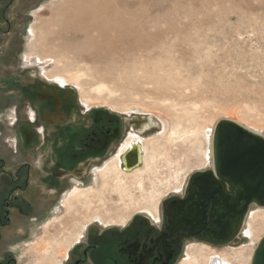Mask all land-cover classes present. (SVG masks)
<instances>
[{
	"label": "rangeland",
	"instance_id": "rangeland-1",
	"mask_svg": "<svg viewBox=\"0 0 264 264\" xmlns=\"http://www.w3.org/2000/svg\"><path fill=\"white\" fill-rule=\"evenodd\" d=\"M67 1L0 0V203L10 186L8 175L13 167L28 161L51 166L47 159L51 161V153L61 141L60 137L54 139L53 128L46 124L47 112L54 114L52 98L62 96L63 102H69L64 109L66 125L74 126L76 119L93 115L114 117L121 122L122 134L112 155L92 168L85 186L76 188V179H70L69 187L38 226L28 228L20 221L18 230L16 225L3 229L0 254L10 250L16 264H38L49 256L55 260L52 264L66 263L88 222L83 217L71 219L81 210L73 203L76 199L69 206L67 201L74 190L101 189L108 179L102 177L103 171L119 161L116 157L132 140L131 132L141 136L140 143L147 145L148 151L144 150L142 163L132 172L122 170V180L109 179L112 183L105 200H97V206L113 211L91 213V221L111 224L127 220L126 224L136 214L149 219L151 214L158 215L167 198L185 189L194 174L213 166L214 134L222 121H234L264 136V0H155L162 5L130 6L126 17L133 18L132 23L153 25L141 31L147 41H132L139 48L130 57L137 70L129 74L107 71L105 64L96 69L94 61L76 59L64 49L68 65H55L56 59L49 60L43 53L38 26L52 19L56 6ZM113 20L111 24L120 22ZM135 25H127L124 31H130V40L136 34H131ZM65 26L66 21L52 24L50 31L57 33ZM152 32L157 35L155 40L148 37ZM80 37L72 42L80 45L82 41L84 51L94 49ZM58 41L55 48L60 54L62 41ZM129 42L121 44L128 47ZM119 47L122 49L117 42ZM90 50L87 54L94 52ZM63 71L80 74L78 84L68 83L61 89L48 79ZM45 89L53 93L48 102L43 101ZM136 122L144 127L143 134ZM30 135L35 139L31 145ZM31 168V179H39L35 164ZM239 233L234 243L222 248L200 246L208 247V255H224L229 264H246L248 260L251 264L264 237V206L251 205ZM48 237L52 242L46 241ZM184 257H188L184 264L196 263L190 252Z\"/></svg>",
	"mask_w": 264,
	"mask_h": 264
},
{
	"label": "flooded vegetation",
	"instance_id": "flooded-vegetation-1",
	"mask_svg": "<svg viewBox=\"0 0 264 264\" xmlns=\"http://www.w3.org/2000/svg\"><path fill=\"white\" fill-rule=\"evenodd\" d=\"M53 84L57 88L66 89ZM44 91L43 101L48 102L53 93L49 89ZM51 100L54 101L52 105L54 114L47 112L46 124L53 128L54 139L60 137L61 141L53 149L51 161L47 159L51 166L42 164L43 161L41 164L28 161L11 169L8 175L10 186L0 203V238L5 227L16 225L18 230L20 221L26 222L28 228L38 226L51 210V206L58 201L63 190L69 187L70 179L72 177L76 179V188L85 186L92 177V168L109 158L119 144L122 128L119 126L121 122L116 118L93 115L76 119L74 126L66 125L64 109L65 104L69 102H63L62 96L59 100L58 98ZM136 124H139L138 129L140 128L138 132L143 134L144 127L139 122ZM134 125L132 124L133 130ZM62 128L65 129L61 130ZM130 135L134 138L130 142L127 141L124 151L121 150L116 157L119 160L117 166L128 172L139 166L128 169L132 167L130 164L135 165L138 159L142 163L143 157L142 155L137 159V154H131L126 158V154L135 146L137 147L135 150L140 151L138 146L140 143L135 142L138 141L135 136L139 138L141 136L132 132ZM34 140L30 135L28 144L31 145ZM33 164L41 174L37 175L39 177L37 180L31 179ZM208 175L212 176L211 179L214 178L215 183L212 182V187H217V192L211 191L212 189L209 191L200 189L198 183L210 180ZM73 192L77 194L78 190ZM71 199L72 197L67 201V206ZM235 203L233 186L225 177L215 173L212 166L194 174L185 189L163 202L158 215L151 214L152 219L136 214L126 224L127 220L124 223L108 224L94 221L96 220L94 218L91 221L89 218L77 242L72 245L65 264H179L181 260H183L181 264H184L186 259L184 256H189L193 249L199 247L208 249L200 244L222 248L239 238L242 222L250 208L240 214L244 205L240 202L236 206V212L229 216L228 222L219 215L220 209ZM75 218L76 216H71V219ZM226 225L228 227L226 229L229 230L227 236ZM28 234L29 231H26V235ZM52 259L54 258L49 256L38 261V264H52L55 261ZM0 264H16L10 250L0 254Z\"/></svg>",
	"mask_w": 264,
	"mask_h": 264
},
{
	"label": "bare ground",
	"instance_id": "bare-ground-1",
	"mask_svg": "<svg viewBox=\"0 0 264 264\" xmlns=\"http://www.w3.org/2000/svg\"><path fill=\"white\" fill-rule=\"evenodd\" d=\"M117 3L120 4L121 6L123 5V8H125L124 6H126V8H128V9L130 6L135 5L137 3H139V5L141 4V6L142 5H148L147 7H151V8L152 7L156 8L157 6L159 7L162 5L161 3H160V5H159V3H156L155 0H152V1H150V0H134L131 2L129 0H115V5H114V0H68L66 5H64V6H60V7H59V5L56 6L57 8L54 11L52 19H50L49 21H44L43 23H41L38 26V28H40L41 42H44L42 44L43 53L46 54V56L49 58V60L56 59L55 62H53L55 65L60 64L61 62L62 63L65 62L64 59H66L67 52H71L73 55H75L76 59H79V60L80 59H83V60L87 59V60L94 61L93 67H95L96 69L97 68L99 69V67H101V64H105L104 68L107 71H112V70L118 69V70H121V72L129 74L130 72L137 70L136 69L137 65L130 63V57L133 54H135L134 52L139 47L136 44H132V41L140 40V43L141 42L144 43L145 41H147L148 38H145L146 33L144 32L145 34H143L141 31L143 29L144 30L147 29L148 27L150 29V26L153 25V23H151V25L149 23L144 24L143 22L142 23H132L133 18L129 19L126 17L127 16L126 13H129L128 11H130V9L123 11V9L121 10L122 7L120 5H117ZM119 7H121V8H119ZM138 7H140V6H138ZM151 12H153V10ZM131 13H133V12H131ZM147 13H149V12H147ZM133 15H134V13H133ZM115 18L120 19V22L118 21L119 23L117 25H116V23L111 24L112 23L111 21ZM135 18L136 17H134V19ZM141 19H143V16ZM76 20H79V21L82 20L81 21L82 24L76 23ZM115 20H113V21H115ZM64 21H66V26L60 32L53 33L50 31V27L52 24L62 23ZM129 24H131V25L136 24L134 26L135 30H132V32H131V34H133L134 33L133 31H135L136 34L134 33L135 36L133 35L135 40L134 39L130 40V38H132L131 36H129L130 31H128L129 35L126 32H124L125 30L128 29L127 25H129ZM131 27H129V28H131ZM71 28H72V30H77V31L72 32V31H70ZM153 33L154 32H152V34L148 33V37H151L150 39L153 38L155 40L156 37L154 35H156V33L154 35H153ZM78 36H81L84 38V39H82L80 37L81 40H85V44L90 45V47H94V49L90 48L91 50L88 48L90 50V52L94 51L93 53L87 54V52L89 50L86 49V51H87L86 52V51H84V49L81 48L82 47V41H81L80 45H78V44L75 45L74 42H72ZM57 40L62 41V43L59 46V47H61L60 54H59V51H57L58 48L57 49L55 48V46L57 47V45H56ZM119 41H122V42L126 41L125 44H128L127 42L130 41L129 43H131V44H129L128 47H125L126 45L125 44L122 45L121 44L122 42L120 43ZM79 42H80V40H79ZM117 42L120 44L121 47L124 45L125 46L122 47V49H120V47L117 48ZM141 46H142L141 50H145V46H143V45H141ZM84 47L86 48V46H84ZM62 49H64L67 52L62 51ZM56 54H59V55H56ZM55 56L56 57L60 56V58L57 59ZM41 60H43V59H41ZM41 60H39V61H41ZM65 64L68 65L67 62H65ZM142 70H145L144 67L142 68ZM79 76H80V74L73 76V75L69 74L68 71H65V72L63 71L61 73H58V75H56V76L52 75V77H48V79H51L50 81L52 83L58 84L61 87H65L68 83H77L78 84L77 81H79L78 80ZM83 100H85V99H83ZM84 102L87 103L88 100L84 101ZM254 133H256V132H254ZM256 134H258V133H256ZM133 138H134V136H133ZM135 138L138 139V141H135V142L140 143V138L138 136H135ZM138 146H139L140 151L137 150L139 152V153L137 152V159L140 156L142 157L144 150L148 151L147 145H145V147H144V144L140 143V145H138ZM123 151H124V148L122 149L121 152H123ZM138 162H139V159H138ZM130 165L132 167H128V169H131L134 167L133 166L134 163H132ZM122 173H123V171L117 166V162L113 163V164H109L106 166V169L103 171L104 176H102L104 179H106V177L108 176V179L107 180L103 179L104 181H103V184H102V187L100 190H98V189H97L98 191H92V190L84 191L83 190V191H79L77 194H75L73 192V195L71 197H72V199L76 198V200L73 203L77 204L78 210H80V209L85 210V214L81 213L82 210L80 211V213L78 212L76 218L79 219L80 217H83V219H87V218L89 219V218H91V216H90L91 213H94V212L98 213L102 210L107 212V213L113 211V209L110 207L107 208L106 206H102L100 208V206H97V200H100V199L105 200V193H107L108 189L110 188L109 186L112 183L111 181H109V179L110 178L114 179L113 177H115L116 180L117 179L122 180V177H121L122 175L119 176V174H122ZM118 186H122L120 184V182H119ZM257 220L258 219H256L255 221H257ZM64 221H65V219H64ZM248 233H250V230L248 231ZM255 238L260 239V235L256 234ZM46 241L47 242L51 241V237H48ZM50 245H52V243ZM47 246H48V243H47ZM191 253L193 255V258L195 257L197 264H201L202 261H205L204 264H210V263L229 264L227 262L228 259L225 258L224 255L221 257H218L216 255H213V256L208 255V253L206 252V249H204L202 247L193 249L191 251ZM253 255H254V253H253ZM253 255L251 256V262H250L251 264H252V260H253ZM186 259L184 260V262L186 261ZM196 263H191V264H196ZM248 263H249V260L247 261L246 264H248Z\"/></svg>",
	"mask_w": 264,
	"mask_h": 264
},
{
	"label": "water",
	"instance_id": "water-1",
	"mask_svg": "<svg viewBox=\"0 0 264 264\" xmlns=\"http://www.w3.org/2000/svg\"><path fill=\"white\" fill-rule=\"evenodd\" d=\"M137 147L131 149L128 155L137 154ZM135 150V151H134ZM139 153V152H138ZM140 161L135 166L140 165ZM214 172L225 177L233 186L236 203L219 210L220 218L228 222L236 206L243 202L240 214L247 212L251 205L264 206V136L256 134L234 121H222L215 130L213 141ZM133 167V168H134ZM208 181L198 183L203 191H216L212 182L214 178L208 175ZM215 183V182H214ZM227 225L225 236L229 233ZM252 264H264V237L260 240L254 252Z\"/></svg>",
	"mask_w": 264,
	"mask_h": 264
}]
</instances>
